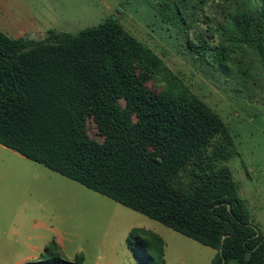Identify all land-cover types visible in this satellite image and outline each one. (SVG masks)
<instances>
[{
	"label": "trees",
	"instance_id": "obj_1",
	"mask_svg": "<svg viewBox=\"0 0 264 264\" xmlns=\"http://www.w3.org/2000/svg\"><path fill=\"white\" fill-rule=\"evenodd\" d=\"M257 3L232 17L234 47L195 45L198 61L228 69L240 51L264 67V0ZM169 73L113 16L40 40L0 29V145L215 249L211 264H264V234L226 164L238 154L234 136ZM90 119L103 142L90 136ZM127 242L139 264H165L158 234L136 228ZM83 261L68 260L54 239L29 264Z\"/></svg>",
	"mask_w": 264,
	"mask_h": 264
},
{
	"label": "rangeland",
	"instance_id": "obj_2",
	"mask_svg": "<svg viewBox=\"0 0 264 264\" xmlns=\"http://www.w3.org/2000/svg\"><path fill=\"white\" fill-rule=\"evenodd\" d=\"M191 1L0 0V29L11 37L40 40L50 29L77 33L109 16L118 19L163 59L173 79L207 102L230 128L238 154L226 164L264 234V67L251 52L246 58L240 51L233 54L226 69L211 60L198 61L193 50L195 45L216 46L220 41L234 47L239 36L232 17L242 10L254 11L258 3ZM120 102L125 107V101ZM88 127L90 136L103 142L93 119ZM136 228L164 240L165 264H211L216 254L215 249L0 145V264H29L22 262L26 256L38 261L41 250L54 239L61 241L70 261L82 254L83 264H139L127 242Z\"/></svg>",
	"mask_w": 264,
	"mask_h": 264
},
{
	"label": "crops",
	"instance_id": "obj_3",
	"mask_svg": "<svg viewBox=\"0 0 264 264\" xmlns=\"http://www.w3.org/2000/svg\"><path fill=\"white\" fill-rule=\"evenodd\" d=\"M3 148H6V147H4L3 146ZM9 149V148H8ZM15 152V151H14ZM19 156H20V158H25L24 156H22V155H20L19 153H17ZM27 159V158H26ZM36 228V227H35ZM57 242H58V244L60 245V243H61V241L60 240H58V239H55ZM61 246V245H60ZM44 250H41V252H43ZM40 252V253H41ZM42 254V253H41ZM37 258H36V256H26V257H24L23 258V260H22V262H30L31 263V261H35Z\"/></svg>",
	"mask_w": 264,
	"mask_h": 264
},
{
	"label": "water",
	"instance_id": "obj_4",
	"mask_svg": "<svg viewBox=\"0 0 264 264\" xmlns=\"http://www.w3.org/2000/svg\"><path fill=\"white\" fill-rule=\"evenodd\" d=\"M228 207H229V209H231V206L230 205H228ZM257 235H259V233ZM221 252H222V250H221ZM224 262H225V260H224Z\"/></svg>",
	"mask_w": 264,
	"mask_h": 264
}]
</instances>
